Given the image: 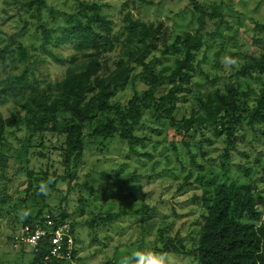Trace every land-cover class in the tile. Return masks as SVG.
<instances>
[{
	"label": "rangeland",
	"instance_id": "1",
	"mask_svg": "<svg viewBox=\"0 0 264 264\" xmlns=\"http://www.w3.org/2000/svg\"><path fill=\"white\" fill-rule=\"evenodd\" d=\"M30 1L0 0V49L26 45L31 56L26 64L29 77L41 86L65 76L67 64L61 60L75 54L73 44L63 41L70 27L67 16L77 11L81 1L101 4L117 33L123 30L127 15L161 23L163 40L145 61H152L155 72L164 75H170L176 60L184 55L178 37L199 28L194 2L210 9L221 5L223 16L209 19L201 32L204 46L196 55V71L188 89L178 94L177 120L201 110L202 102H207L206 93L234 79L253 46L261 49L253 37L258 32L256 22L264 23V0H44L40 14L37 5H21ZM122 55L123 46L108 54L99 75L115 70ZM23 68L19 65L12 73ZM142 69L137 66L132 75ZM6 71L0 61V91L6 88ZM250 85L243 84L248 95L243 97L245 104H240L249 111L241 114L243 123L227 159L226 136L216 135L213 127H194L181 138L168 121L144 111L133 144L119 133L98 138L92 134L96 124L91 125L86 130L82 162L71 179L63 160V135L44 133L42 139L37 135L25 145V125L8 128L5 144L0 145V264L31 262L33 249L16 239L27 223L49 211L57 216L66 213V222L74 227L77 254L73 264H120L123 256L134 251L161 248L165 236H179L187 249L194 248L206 212L199 199L208 180L252 183L264 194V125L252 128L248 123L259 84L250 80ZM170 87L167 81L161 83L157 95L166 94ZM147 89L138 79L119 90L112 101L125 104L135 90L141 93ZM27 93L5 90L0 102L3 116L24 115ZM113 117L118 116L106 113L99 120ZM260 209L264 217V208ZM122 212L121 217L109 220ZM175 254L181 264H198L193 255Z\"/></svg>",
	"mask_w": 264,
	"mask_h": 264
},
{
	"label": "trees",
	"instance_id": "2",
	"mask_svg": "<svg viewBox=\"0 0 264 264\" xmlns=\"http://www.w3.org/2000/svg\"><path fill=\"white\" fill-rule=\"evenodd\" d=\"M194 2V0H193ZM198 13L199 28L196 33L186 32L179 36L180 48L184 55L176 60V66L170 75L157 74L152 61L145 59L150 52L159 47L164 31L161 23L146 22L140 18L127 15L125 25L119 33L114 32V22L102 13V5L97 2L81 1L75 13L69 14V29L63 41L73 44L75 54L62 59L67 64L64 78L55 82H46L43 86L32 83L26 64L31 58L26 45L18 43L16 47L0 49V61L6 68L5 90L27 91L23 102L25 114L4 117L0 111V145H4L8 128H20L25 125L28 137L24 143L44 133H56L64 136V164L68 166L67 176L74 178L73 171L82 162L86 147V130L96 124L92 134L107 138L119 133L121 138L133 144L135 127L142 120L144 111H150L158 120L168 121L181 138L188 135L194 127H213L216 135L226 136L224 157L227 159L236 145L237 132L243 123L242 113L248 112L240 104L248 92L243 88H251L250 80L259 84V93L255 97V108L248 115V123L252 128L264 125V23L256 22L257 34L254 42L261 47L253 46L244 55V60L235 73V78L226 82L224 87H217L206 93L207 102H202V109L195 110L191 116L177 120L174 112L179 93L188 89L196 65L197 53L204 46L202 30L208 20L222 17V6L211 9L194 2ZM24 8L37 5L40 14L44 0H31L21 4ZM45 33L49 35V31ZM123 46L124 55L117 62V68L109 75L100 76L104 69L106 57L116 48ZM128 56L126 60L125 57ZM12 64V68L7 66ZM19 65L24 68L20 73H12ZM137 66H142L140 73L132 75ZM200 67V63L197 64ZM107 67V65L105 66ZM144 82L148 89L144 92L135 90L134 95L125 104L116 103L112 98L130 82ZM167 81L171 84L166 94L157 95L158 87ZM0 91V102L3 100ZM116 113L118 117L99 120L106 113ZM63 119L64 122L61 120ZM43 145V142H40ZM249 169L246 170L248 174ZM58 178L55 177L54 181ZM202 200L206 212L202 218L197 242L192 249H187L179 236L163 237L164 243L155 251H171L193 255L198 264H264V217L260 207L264 208V194L258 192L252 183L207 182ZM56 224L65 223L67 215H55L49 211ZM46 214V215H47ZM39 213L38 219L26 226H46V215ZM123 215L117 213L109 220ZM250 218L255 222H249ZM24 226V227H26ZM75 236L74 227L70 225ZM77 243V240H76ZM49 239L41 240L36 248H32V260L29 264H73L77 247L70 260H48Z\"/></svg>",
	"mask_w": 264,
	"mask_h": 264
},
{
	"label": "built area",
	"instance_id": "3",
	"mask_svg": "<svg viewBox=\"0 0 264 264\" xmlns=\"http://www.w3.org/2000/svg\"><path fill=\"white\" fill-rule=\"evenodd\" d=\"M45 225L24 227L16 239L17 242L34 249L41 240L48 238L50 247L46 259L57 261L72 259L77 243L70 225L67 222L56 224L50 214L46 215Z\"/></svg>",
	"mask_w": 264,
	"mask_h": 264
},
{
	"label": "clouds",
	"instance_id": "4",
	"mask_svg": "<svg viewBox=\"0 0 264 264\" xmlns=\"http://www.w3.org/2000/svg\"><path fill=\"white\" fill-rule=\"evenodd\" d=\"M120 264H181V262L174 252L143 249L123 256Z\"/></svg>",
	"mask_w": 264,
	"mask_h": 264
}]
</instances>
